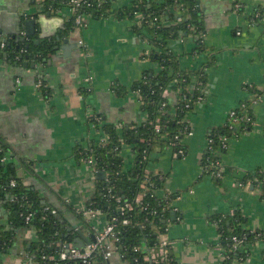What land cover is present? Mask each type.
<instances>
[{
  "label": "crops",
  "instance_id": "obj_1",
  "mask_svg": "<svg viewBox=\"0 0 264 264\" xmlns=\"http://www.w3.org/2000/svg\"><path fill=\"white\" fill-rule=\"evenodd\" d=\"M132 1L115 0L114 9L130 8ZM39 6L32 0H0V42L11 39L18 26L25 35L24 16L29 19L37 14ZM198 8L206 29L204 52H196L194 34L170 40L168 47L179 57L183 70L197 71L213 57L214 65L206 68V98L196 103L185 118L190 128L183 139L185 154L175 156L171 145L158 150L149 171L165 180L156 191L159 197L178 195L165 233L172 243V261L222 264L224 249L218 226L210 221L212 216L241 211L247 220L246 230L264 231L263 192L252 182H242L246 175L264 174V0H199ZM170 12L180 17L178 8ZM62 13L68 22L69 10ZM167 19L164 26L178 24ZM134 27L128 18L98 19L88 15L80 28L82 47L72 48L68 56L60 51L55 60L49 59V64L29 59L26 67L24 60L21 64L0 60V138L34 173L30 181L43 203L54 205L59 218L71 225L78 226L79 221L67 206L79 211L85 208L96 194L100 172L78 160L75 149L78 146L87 150L92 143L109 140L92 117L101 116L104 123L120 130L141 126L147 120L132 87L144 72H156L159 67L144 57L151 46L135 34ZM64 33L62 38L69 35ZM62 44V40L57 43ZM40 81L49 90V97H44ZM115 83L127 93L117 96L112 90ZM165 95L174 101L171 90ZM246 103L254 117L253 126L231 139L227 152L220 155L226 173L219 185L204 175L202 167L208 134L224 126L230 112ZM120 155L124 172L132 171L134 147L124 144ZM96 221L102 229L108 218L99 214L94 224ZM0 226L10 228L1 208ZM80 228L91 240L94 228L91 232L82 223ZM69 233L74 235L76 230ZM36 238L33 228L17 230L13 248L0 256L1 264H38L25 252V243ZM247 248L243 264H264V239ZM108 264L126 263L117 253Z\"/></svg>",
  "mask_w": 264,
  "mask_h": 264
},
{
  "label": "trees",
  "instance_id": "obj_2",
  "mask_svg": "<svg viewBox=\"0 0 264 264\" xmlns=\"http://www.w3.org/2000/svg\"><path fill=\"white\" fill-rule=\"evenodd\" d=\"M32 1L44 5L48 11L69 10L71 15L68 18L67 27H75V14L70 11L71 0ZM114 1L84 0L79 11L98 19L128 18L135 24V34L149 42L151 50L149 54H144V57L154 61L159 70L144 72L142 79L132 87V90L136 91L140 97L147 120L141 126H125L124 130H120L115 125L104 123L101 118L99 126H102L108 135L109 143L105 145L92 143L88 150L77 146L75 155L80 161L94 157L97 170L106 173L104 179L97 180L96 194L86 207L99 211L108 218V222L117 218L115 225L119 237L118 253L123 261L126 264H151L144 261L145 253L141 249L138 252L134 249L159 245V237L165 235L173 212V200L178 195L159 197L156 191L164 186L165 180L153 172L146 174V170L153 162V155L174 142L175 153H180L181 156L185 154L186 147L183 139L190 131L185 118L196 103L205 100L208 83L206 68L214 65V61L211 57L208 64L197 71L183 70L179 57L168 47L170 40L194 34L198 44L196 52H204L203 37L206 29L203 18L199 14V0H162L161 2L133 0L132 7L124 9H114ZM177 8L180 12V20L178 16L170 12ZM138 15L141 17L138 18ZM166 19L178 21V24L164 26ZM32 39H36V36L29 38L26 42L15 38L3 41L4 46L0 45V60L6 55L8 62L21 64L24 58L20 59V56L48 53L46 46L49 40L35 45ZM27 44L29 48L26 47ZM41 89L44 97H49V90L46 89L45 84H42ZM168 89L173 92L174 101L163 96ZM112 90L117 96L127 93V89L118 83L113 84ZM234 111L237 117L242 118L240 126L238 129L233 126L229 115L224 126L215 128L208 134L212 142L206 147L202 159L204 175L211 176L219 185L222 184L225 175L222 173L220 177L218 176L219 164L223 163L220 155L228 150L223 148V144L225 142L229 144L231 139L252 129L254 122L249 103L243 104ZM158 122L160 123L159 131L156 130ZM124 144L133 146L136 153L135 166L127 173L123 170V160L120 155ZM11 154L5 141L0 138V208L10 227L0 226V256L13 248L17 230L34 228L38 237L25 243L28 258H33L38 264H54L55 262L81 264L77 261H49V257H57L61 251L65 250L66 245L73 243L75 234L72 235L68 231L71 227L69 221L59 218L58 214L51 213L56 210V207L48 202L43 203L37 188L26 186L23 180L17 177V166L13 163ZM4 157H11L12 162H2L1 159ZM12 182H15L14 186L11 185ZM242 182H252L259 186L264 197L263 173L246 175L242 178ZM140 194H143V199L136 202ZM126 204H131L132 210L126 209ZM67 208L75 215L77 221L85 225L89 231H93L92 218L71 205ZM28 215H31L29 222L26 221ZM123 220H127L128 223L123 224ZM210 221L218 226L220 245L226 256L224 264H243L248 257V245L264 239V231L245 229L247 220L241 211L231 215H214ZM234 237L238 241L242 240V244L239 245L233 239ZM103 261L98 258L91 264H100ZM169 264H176V262L171 259Z\"/></svg>",
  "mask_w": 264,
  "mask_h": 264
},
{
  "label": "built area",
  "instance_id": "obj_3",
  "mask_svg": "<svg viewBox=\"0 0 264 264\" xmlns=\"http://www.w3.org/2000/svg\"><path fill=\"white\" fill-rule=\"evenodd\" d=\"M83 1L84 0H71L72 8L70 9V11L73 14H75V26L78 28H81L82 26H84L85 21H86V17L88 16V15L80 13V11H79L80 6H81ZM1 45L4 46V44H1ZM42 84H43V82L40 81L38 86L40 87V86H42ZM163 96L164 97L166 96L165 92H164ZM229 115L232 118L233 126H235L238 129V127L240 126V123L242 121V118L240 119L239 117H237L235 111L230 112ZM92 118H94V122L96 124H100V122H101L100 116L95 115ZM247 120H249V118H247ZM156 130L157 131L160 130V123L159 122L156 125ZM187 134H190V131ZM211 142H212V140H210L208 138L207 146ZM107 143H109V140L99 142L98 144L99 145H105ZM171 145L173 147L175 145V142L172 143ZM228 147H229V144H227L225 142L223 144V148H228ZM88 149L89 148H87V150ZM175 156H181V155H180V153H175ZM1 161L2 162H7V161L12 162V159H11V157H9V158L4 157L3 159H1ZM82 162L84 164H86L87 166H89L90 168H92L94 172L95 171L97 172L94 157L84 159V160H82ZM217 164H219V163L217 162ZM219 166H220V169H219L218 176L220 177V175L222 173H224V174L226 173V167L224 166L223 163L221 165L219 164ZM150 173L151 172L149 171V169L146 170V174H150ZM147 182H148V179H147ZM11 185L14 186L15 182H12ZM144 187H145V185H144ZM142 197H143V194H140V196L137 197L136 202L142 201ZM125 208L128 210H132V205L126 204ZM122 210H124V209H122ZM81 211L85 215H87L88 217L92 218V220H94V222L96 220V217H98V215L100 214L99 211L89 209L86 206L84 209H81ZM51 213L56 215L57 211L53 210ZM30 219H31V215H28L26 217V221L29 222ZM116 221H117V218H114L112 222H107V224H105L102 229H98L97 222H96V224H94V226H93V228L95 230L94 239L91 242H89L84 248H79V247L70 245V247L65 248V250L61 251L57 257H54V256L49 257L48 258L49 261H57V260L61 261V262L77 261V262H80L81 264H91L94 260L101 258L104 261L100 264L108 263L118 253V245L117 244L119 243V237H118V234L116 232V225H115ZM122 223L127 224L128 221L123 220ZM167 231H168V228L166 229V232ZM35 232L37 233L36 230H35ZM37 237H38V234H37ZM233 239L235 241H237L239 245L242 244V240L238 241V239L236 237H234ZM171 245H172L171 241L168 240L165 237V235H162L159 237V245H157L155 247L146 246L144 248H135L134 251L138 252L139 249H141V251H143L145 253V255H144V261L145 262H149L151 264H169L171 261V258H170ZM225 258H226V256L224 254V260H225ZM29 259L31 261L35 262L33 260V258H29ZM54 264H58V263L55 262ZM222 264H224V263H222Z\"/></svg>",
  "mask_w": 264,
  "mask_h": 264
},
{
  "label": "water",
  "instance_id": "obj_4",
  "mask_svg": "<svg viewBox=\"0 0 264 264\" xmlns=\"http://www.w3.org/2000/svg\"><path fill=\"white\" fill-rule=\"evenodd\" d=\"M22 16H24L22 14ZM66 16L65 14L62 13V11H48L46 10L44 5H40L39 9L37 11V14H34L31 18H27V16H24V24H25V35H22L20 33V26H18L16 32H12L11 34L13 35L12 38L18 39L21 42H26L27 39L31 37L37 36V39L34 41L35 45L40 44L41 42H44L45 40H49L48 46H46L48 53H41V54H36V55H30L26 54L25 57L20 56V59L24 58V63L23 66L26 67L28 66V60L29 59H34L39 60L41 59L43 63L49 64V59L53 57V60H55L56 55L62 51L65 56H68L72 48H77V47H82V38L80 36V28L74 27V28H68L67 27V22L65 20ZM20 25V24H19ZM67 33H64V32ZM2 33V32H0ZM64 34H69L67 37L62 38L61 36ZM55 39V41L53 40ZM63 41V44L58 46L57 43L60 41ZM5 41V40H3ZM2 42H0V45ZM27 48H29V44L26 45ZM3 61L6 60V55L4 56ZM11 63V62H10ZM35 62H31V66L34 68L35 67ZM17 64V63H15ZM13 163L18 167L17 171V177L21 180H23L24 184L28 187H35L31 181L30 178H35L34 173L28 171L26 169L25 164L18 158H16L13 154H11ZM28 178H25V177ZM99 179H103L106 177L105 171H100L97 174ZM45 203V202H44ZM76 219V218H75ZM79 226V227H78ZM78 226L76 225H71V227L68 229L69 232H72L73 230H76L75 233V238L72 243L73 246L83 248L85 243L91 242V240L94 239V236L91 237V240L87 239L83 232L81 227V223L79 222ZM70 247V244L66 245V248Z\"/></svg>",
  "mask_w": 264,
  "mask_h": 264
},
{
  "label": "rangeland",
  "instance_id": "obj_5",
  "mask_svg": "<svg viewBox=\"0 0 264 264\" xmlns=\"http://www.w3.org/2000/svg\"><path fill=\"white\" fill-rule=\"evenodd\" d=\"M101 171V170H100ZM97 222V221H96ZM70 245H72V244H70ZM84 248V247H83Z\"/></svg>",
  "mask_w": 264,
  "mask_h": 264
}]
</instances>
